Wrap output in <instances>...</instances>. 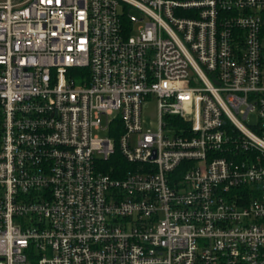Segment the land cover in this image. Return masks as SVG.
<instances>
[{
	"label": "built area",
	"instance_id": "obj_1",
	"mask_svg": "<svg viewBox=\"0 0 264 264\" xmlns=\"http://www.w3.org/2000/svg\"><path fill=\"white\" fill-rule=\"evenodd\" d=\"M0 264H264V0H0Z\"/></svg>",
	"mask_w": 264,
	"mask_h": 264
},
{
	"label": "trees",
	"instance_id": "obj_2",
	"mask_svg": "<svg viewBox=\"0 0 264 264\" xmlns=\"http://www.w3.org/2000/svg\"><path fill=\"white\" fill-rule=\"evenodd\" d=\"M110 134L114 136V139L116 141L118 140V137L120 135L118 131L113 132V130ZM131 167H132L131 164L122 155L118 147V144H117L116 153L112 155L104 164V170L107 173H110L116 177H122L126 173V171H128ZM121 171L123 172V174Z\"/></svg>",
	"mask_w": 264,
	"mask_h": 264
},
{
	"label": "rangeland",
	"instance_id": "obj_3",
	"mask_svg": "<svg viewBox=\"0 0 264 264\" xmlns=\"http://www.w3.org/2000/svg\"><path fill=\"white\" fill-rule=\"evenodd\" d=\"M158 118H159V112L157 108V100L152 99L143 108L144 129L155 130ZM100 135L102 137H105L108 134L100 133Z\"/></svg>",
	"mask_w": 264,
	"mask_h": 264
}]
</instances>
